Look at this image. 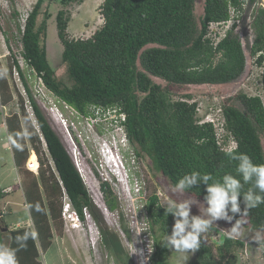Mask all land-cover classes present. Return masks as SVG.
<instances>
[{"label": "trees", "instance_id": "1", "mask_svg": "<svg viewBox=\"0 0 264 264\" xmlns=\"http://www.w3.org/2000/svg\"><path fill=\"white\" fill-rule=\"evenodd\" d=\"M84 1L36 0L25 19L23 32L21 24L16 25L21 54L41 76L49 91L83 117L94 118L93 108H114L124 114L127 136L138 155L146 156L151 169L162 175L173 188L179 179L193 171L211 174L214 179L231 174L243 183L237 172L239 162L232 158L233 155L247 154L254 164H264V8L254 10L249 25L252 33L250 56L254 65L262 70L260 94L250 96L238 92L222 102L225 130L236 143V148L228 152L217 144L210 124H198L197 103L188 102L191 96L173 100L171 89L185 85H226L240 79L246 59L234 27L216 46L205 35L210 23L229 18V5L242 10L245 1L203 0L202 16L197 18L196 0H103L98 8L102 20L100 28L87 39L70 38L67 31L70 15L65 8L81 5ZM258 1L246 0L248 6ZM44 2H56L63 7L55 20L57 38L62 46L61 62L69 85L55 76L42 44L50 18L45 11L42 21H37ZM15 14L14 17L17 16ZM2 34L8 47L11 39L7 33ZM6 58L9 59L7 71L0 63V104L4 107L13 100L8 81L13 65L10 57ZM20 75L24 79L21 71ZM151 77L164 81L165 87L155 84ZM24 86L40 134L33 127L17 91L19 112L10 113L5 121L8 137L13 136L21 145L17 148L10 143L17 173L23 176L21 189L25 204L32 205L31 209L27 208L30 224L10 229L0 212V242H3L5 229L10 239L8 245L17 248L14 238L34 228L38 235L29 239L26 248H20L16 255L19 264H42L41 253L52 245L55 233L61 234L65 192L72 210L81 221H84L83 210L86 209L99 225L103 246L121 263L124 251L116 233L102 226L101 211L92 203L58 135L31 98L25 80ZM26 121L31 125L28 128L32 132L31 137L16 136L23 131ZM40 136L48 156L43 152ZM77 145L81 151L78 142ZM30 151L37 156V174L25 168ZM251 186L244 184L241 194ZM99 190L107 211L117 210L119 204L110 185L101 182ZM182 192L206 204V185L199 184ZM5 196L4 191L0 192V200ZM238 203L241 211L229 213L233 217L231 221L249 231L264 232V204L242 215L245 211L242 196L238 197ZM169 205L159 200L154 188L150 191L146 216L150 225L158 228L159 235L153 240L148 264H168L166 255L169 248L165 246L164 236L171 234L175 222V218L168 214ZM121 227L128 236L125 225ZM262 244L260 251L264 261V241ZM243 247L241 240L228 235L223 236L220 244H212L204 234L189 264H237L238 250Z\"/></svg>", "mask_w": 264, "mask_h": 264}, {"label": "rangeland", "instance_id": "2", "mask_svg": "<svg viewBox=\"0 0 264 264\" xmlns=\"http://www.w3.org/2000/svg\"><path fill=\"white\" fill-rule=\"evenodd\" d=\"M35 2L36 0H0V55L3 56L1 61L4 68L7 67L6 64L9 59L6 58L7 51L2 33H7L11 40L18 39L19 35L16 25L22 24L21 18L31 11ZM102 2L103 0H85L81 5H70L65 8L70 15L67 28L70 38L87 39L100 28L102 20L99 17L98 8ZM258 4L259 1L251 6L246 5L245 11L242 14V24L236 30L241 39L246 59L245 69L240 79L235 83L219 86L185 85L173 87L171 89V98L173 100H180L186 95H190L191 99L189 101L193 100L197 104L202 103V112H205L210 108L213 97L225 101L238 92H243L250 96L260 94L259 78L262 70L254 65L249 52L252 42V33L249 25L252 20V14L258 7ZM202 8L203 0H196L195 15L197 18L202 16ZM60 9H63V7L59 3L54 2L49 4L44 2L37 21L38 23L42 21L45 11L50 14V18L47 20L45 40H43L42 44L45 45L47 60L54 70L55 76L62 83L69 85L65 67L61 62L62 46L56 32L55 17ZM13 13H16L15 15L17 16L14 17ZM17 47L15 46L14 48ZM8 79L13 93V100L8 108L3 109L0 107L1 117L13 112H19L16 96L18 95L17 89L13 85L12 77H8ZM151 80L162 87L166 85L164 81L158 78L151 77ZM41 111L67 151L68 144L64 139L66 134L51 121L42 109ZM65 115L71 118L68 113H65ZM1 117L0 192L7 190L5 191L7 195L0 200V212L4 214L6 225L10 228H15L29 225L30 221H28V211L20 184L23 176L18 175L15 171L9 140L2 125ZM92 120L93 124H76V129L72 131L71 135L73 134L81 146V151L86 162V166L84 167L85 174L87 175L86 183L88 188L86 190L92 203L103 215L102 226L116 233L123 248L124 252L121 255V263L103 246L100 239L99 225L92 218H88V220L83 222L79 221L82 225L80 229V225L76 221H74L76 224H73L67 218V214L64 217L61 215V234L55 233L52 242L53 246L45 253H41L40 261L42 264H148L149 257L153 251V240L159 235L158 228L152 227L146 216L145 207L150 191L154 188L159 200L165 204L184 201L192 203L190 205V216L204 215V208H207V205L171 187L162 175L155 173L151 169L150 161L146 156H142L143 166L141 167V171L136 173V177L128 174L129 182L127 181L126 185L120 184L113 176H108L105 173L106 165L102 161L104 159L106 162V158L103 156L100 148L102 142H106L107 145L112 147L111 137L115 136L114 127L107 126V122H103L104 117H97V119ZM71 121L73 122L75 119H71ZM262 146L264 149L263 140ZM31 154L34 155L33 161L31 160ZM27 162L33 166L38 164L37 156L33 151L30 153ZM104 179L110 185L119 204L118 209L112 213L104 211L103 196L97 186ZM123 224L128 230V236L122 231L121 225ZM234 225L235 223L232 221H214L213 228L205 234L206 240L212 244H220L223 236L227 235V232ZM240 232L241 235L235 238L248 241H246V246L244 245L242 249L238 250L237 264H264L263 257H261L262 254L256 249V247L260 248L263 245L264 232L249 231L241 225ZM256 234L260 238L259 242L256 240L257 236L250 241L249 237ZM252 250H254L255 256H253ZM193 259L194 252L192 251L180 253L169 248L166 255V262L168 264H189Z\"/></svg>", "mask_w": 264, "mask_h": 264}, {"label": "built area", "instance_id": "3", "mask_svg": "<svg viewBox=\"0 0 264 264\" xmlns=\"http://www.w3.org/2000/svg\"><path fill=\"white\" fill-rule=\"evenodd\" d=\"M244 4H242V10H238L232 5L228 6V14L229 18L226 21L210 23L206 28V35L205 37L210 40L213 46H216L222 39L225 38L227 32L234 27L236 30L242 24V14L245 11V7L247 5L246 0ZM28 13L21 18V32H23L24 22L27 17ZM18 39L10 40L8 47H6V57H10L11 63L13 65L11 77L13 81V85L16 87L17 92L23 99L25 111L36 131L39 133L37 123L34 117V112L32 109V105L29 99L28 92L24 86V80L27 83L31 98L35 101L38 105L40 110L42 109L45 114L51 119V121L57 125L65 136V141L68 144V154L70 159L81 177L85 188L87 189V175L85 174L84 167L86 166L85 159L83 157L82 152L79 150L77 145V139L71 135L72 131L75 130L76 124H85L89 125L92 123V119H97V117H104L103 122H107V126L114 127L116 131V135L112 137V147L107 145L106 142L101 143V152L106 158V162L104 159L102 160L105 163V173L110 176L114 177L116 181L120 184L126 185L127 181L129 182V175L136 177V173L141 171V167L143 166L142 157L138 155L137 149L134 147L132 142L129 140L125 127V115L118 113L117 109L114 108H93V112L95 117H83L79 113H77L74 109L68 106L66 103L61 101L57 96H55L51 91H49L39 74L28 64L27 61L23 58L21 54V46ZM18 46L17 48H14ZM16 63V65L14 64ZM23 73V78L20 75ZM212 104L210 108L202 112V103L197 104L196 112L198 116V124H210L213 128L215 139L217 144L224 150V151H231L236 148V143L230 134L225 130V120L222 114V102L223 99H219L217 97L212 98ZM189 103L194 102L188 101ZM68 113L71 118L65 115ZM71 119H75V121H71ZM78 121V122H77ZM75 122V123H74ZM43 151L45 155L48 156L46 145L42 137L40 136ZM84 159V160H83ZM52 164V161H50ZM26 169L30 172L37 173L38 164L36 166L31 165L30 163H26ZM129 174V175H128ZM97 180V179H95ZM113 180V179H112ZM115 181V182H116ZM102 182H107L102 181ZM101 183V182H100ZM92 184V183H91ZM99 189V184L97 185ZM138 186V185H137ZM7 191V190H5ZM63 206H62V217L67 214V218L71 220H76V222L80 225V229L82 225L79 221H81L76 213L72 210L69 199L65 192H63L62 198ZM104 207V211H105ZM71 211V212H70ZM102 211V212H104ZM84 214V221L91 219V216L87 212L86 209L83 210ZM83 222V221H82ZM75 222H73L74 224ZM72 224V225H73ZM76 224V223H75Z\"/></svg>", "mask_w": 264, "mask_h": 264}, {"label": "clouds", "instance_id": "4", "mask_svg": "<svg viewBox=\"0 0 264 264\" xmlns=\"http://www.w3.org/2000/svg\"><path fill=\"white\" fill-rule=\"evenodd\" d=\"M5 71H7L6 68ZM30 126L29 122L26 121L23 131L16 133V136L30 138L32 135V132L28 130ZM8 140L17 148H21V145L13 136L9 135ZM232 158L239 162L237 172L242 177L243 183L231 174H225L221 179H214L211 174H201L196 171L186 174L178 180L175 189L181 192L199 184L206 185L207 195L204 200L207 208H204V215L190 216V205L192 203L187 201L172 202L167 211L175 218V222L171 235L165 234L164 236L166 247L180 253L195 252L200 247L201 237L213 228L214 221H231L233 217L229 213H240L238 197L242 196L245 204V211L242 215H246L247 210L264 204V164H254L251 157L243 153L233 155ZM244 184H251L252 186L242 195ZM26 207L31 209L32 205H26ZM36 207L39 210V206ZM37 235L34 228L31 231H25L17 235L14 238L17 248H12L7 243L0 242V264H19L17 251L20 248H26L27 241L35 239ZM227 235L230 238L239 237L241 235L239 223L236 222L227 232ZM259 239V236H257V242H259Z\"/></svg>", "mask_w": 264, "mask_h": 264}, {"label": "crops", "instance_id": "5", "mask_svg": "<svg viewBox=\"0 0 264 264\" xmlns=\"http://www.w3.org/2000/svg\"><path fill=\"white\" fill-rule=\"evenodd\" d=\"M4 43H5V41H4ZM6 45V44H5ZM5 48H6V46H5ZM1 58H3V56L2 55H0V63H1V65H2V61H1ZM3 66V65H2ZM3 68H4V66H3ZM10 105V104H9ZM9 105L8 106H6V107H4V106H2L1 104H0V107L1 108H3V109H6V108H8L9 107ZM7 116H9V114H6V115H3V117H1V121H2V125L4 126V128H5V131H6V135H7V126H6V117ZM7 138H8V135H7ZM9 145H10V142H9ZM10 150H11V147H10ZM32 151H30V153H31ZM30 153H29V155H30ZM11 154H12V150H11ZM12 159H13V154H12ZM13 164H14V160H13ZM14 167H15V164H14ZM15 171H16V173H17V170H16V167H15ZM18 174V173H17ZM35 174V173H34ZM21 184V183H20ZM23 193V192H22ZM7 195V194H6ZM28 221H29V215H28ZM9 227V226H8ZM10 228V227H9ZM10 229H13V228H10ZM3 243H7V244H9V234L7 233V230H3ZM259 233H261V232H259ZM255 236H258V234H256V235H252V237H249L250 239V241H252V239L255 237ZM234 239H238V238H235V237H233ZM238 240H240V239H238ZM243 243H244V245L246 246V241H248V240H241ZM53 246V244L49 247V249L51 248ZM48 249V250H49ZM256 249H258L259 250V252H260V254H261V251H260V248L259 247H256ZM47 250V251H48ZM252 253H253V256H255V254H254V250H252ZM261 257H262V255H261ZM254 259H255V257H254ZM263 260V259H262ZM238 262V261H237Z\"/></svg>", "mask_w": 264, "mask_h": 264}, {"label": "water", "instance_id": "6", "mask_svg": "<svg viewBox=\"0 0 264 264\" xmlns=\"http://www.w3.org/2000/svg\"><path fill=\"white\" fill-rule=\"evenodd\" d=\"M258 7L264 8V0H259ZM105 212H107V209L105 210Z\"/></svg>", "mask_w": 264, "mask_h": 264}, {"label": "bare ground", "instance_id": "7", "mask_svg": "<svg viewBox=\"0 0 264 264\" xmlns=\"http://www.w3.org/2000/svg\"><path fill=\"white\" fill-rule=\"evenodd\" d=\"M114 132H115V135H116L117 133H116L115 129H114ZM112 137H113V136H112ZM112 137H111V140H112ZM111 144H112V142H111ZM110 147H111V146H110ZM103 156H104V155H103ZM33 157H34V156L31 157V160H32V161L34 160ZM4 192H5V191H4ZM71 221L74 222V221H76V220H71ZM74 227H76V226H74Z\"/></svg>", "mask_w": 264, "mask_h": 264}]
</instances>
